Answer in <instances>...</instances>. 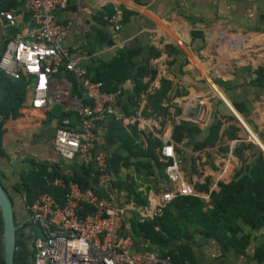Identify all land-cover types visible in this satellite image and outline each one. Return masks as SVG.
<instances>
[{"label":"crops","instance_id":"0c3cea01","mask_svg":"<svg viewBox=\"0 0 264 264\" xmlns=\"http://www.w3.org/2000/svg\"><path fill=\"white\" fill-rule=\"evenodd\" d=\"M107 5L114 11L121 8L132 11L129 19L117 30L106 21ZM234 8V0H66L65 6L57 9L55 14L59 21L67 25L63 44L84 65L93 58L107 59L122 46L141 45L142 49L147 46L144 54L137 55L139 60H144L151 48L159 51L158 55L149 59L156 69L155 77L146 93L138 99L135 114L123 116L121 124L129 130L128 124L136 122L135 142L141 149L147 146L149 134L161 140L162 145L172 144L174 151L175 146L179 148L182 160L180 154L175 153L180 158L182 177L192 186L195 182L209 179V189H217V181L227 182L239 168L246 169L251 157L249 152L245 151L248 157L244 163L232 152L240 142L254 143L253 137L257 147V143L264 147L254 136L256 134L264 143V84L250 82L254 70L263 66L258 60L261 51L256 53L257 49H251L244 36H241L240 43L235 41L238 35L235 36L233 30L238 22L233 18ZM12 11L18 20L17 28L25 31L29 22L26 14L21 12V5L17 11ZM244 25H250L248 20ZM195 30L200 32V36H193ZM169 44L179 48V51L170 50L167 47ZM161 77L169 79L171 84L167 98L160 103L162 108L152 109L146 94L159 87ZM121 85L122 90H131L126 83ZM30 98L31 90L27 89L21 114L6 119L1 127V147L5 155L0 157V182L7 191L14 192L13 197L16 196V203L19 204L14 205L16 223L25 220L26 211L19 202L22 196L19 197L12 186L32 166L29 160L58 163L65 172H68L69 166L65 160L66 164L61 163L63 158L53 146L55 129L60 120L68 118L67 114L62 118H48L41 109L31 107ZM234 103H238L243 111H237ZM258 110L263 115H258ZM180 120L192 121L202 131L175 142L171 138L172 128ZM214 120L221 123L216 135L209 136L207 128ZM108 130L105 118L97 125L95 148L106 150L110 158L115 144L107 143L105 134ZM202 139L213 143L195 148L194 143ZM224 146H228L227 151L220 149ZM154 151L160 162L168 160L159 153L158 147ZM134 161L135 157L129 156L128 164L112 168L118 176L115 185L118 197L126 204L119 229L129 236L131 212L137 213L139 221L151 218L157 213L160 194L175 188L165 169L160 170L154 159H149L150 166H136ZM124 181L135 191H127L122 184ZM136 193L146 202L137 205L134 199ZM199 194L208 199L206 192ZM259 233L255 234L256 240ZM37 234L38 230L31 225L17 227L14 264H33V239ZM137 240L134 239L133 243L135 249H140L141 238ZM255 241L248 245L246 254L221 251L217 240L200 233H194L188 239H169L150 248L161 255V251L178 249L181 244H187L193 256L191 264H257L251 258Z\"/></svg>","mask_w":264,"mask_h":264},{"label":"built area","instance_id":"2783aa9c","mask_svg":"<svg viewBox=\"0 0 264 264\" xmlns=\"http://www.w3.org/2000/svg\"><path fill=\"white\" fill-rule=\"evenodd\" d=\"M65 4L66 0H22L21 12L29 22L25 31L17 28L12 10H0L4 32L0 71L13 78L33 75L28 85L30 105L41 109L43 115L57 104L76 113L77 127L59 124L53 146L67 165L90 167L91 182L82 187L61 173L45 176L46 186L62 191L61 202L54 191L38 193L26 202L25 220L16 227L28 224L38 230L33 239V264H173L169 255H160L155 249H135L132 238L120 233L126 204L118 197V176L108 152L95 148V131L108 116L123 118L118 104L122 85L114 91L103 90L101 82L92 80L86 66L63 44L67 25L55 14ZM106 19L115 30L119 29L121 11H114ZM125 83L132 88L130 80ZM160 152L169 160L165 174L175 188L160 194L155 212L175 195L195 192L182 177L180 158L172 144H163ZM70 170L68 166L66 171Z\"/></svg>","mask_w":264,"mask_h":264},{"label":"trees","instance_id":"16d2710c","mask_svg":"<svg viewBox=\"0 0 264 264\" xmlns=\"http://www.w3.org/2000/svg\"><path fill=\"white\" fill-rule=\"evenodd\" d=\"M20 5H22V0H0V10L11 11L15 9L17 11ZM120 11V22L122 24L129 19L132 11L126 8H121ZM113 12L114 10L110 5L105 7L106 16ZM192 34L194 37L200 36V32L197 30L193 31ZM103 37L106 38L107 34L104 33ZM167 47L173 52L179 51V48L174 45L169 44ZM141 51V45L122 46L116 49L115 53L109 58H93L85 65L90 78L100 81L101 88L105 91L117 90L127 80L133 83L130 91L121 90L118 96L119 110L123 116L135 114L138 99L142 93H146L150 81L156 75V69L149 63V59L158 55L159 51L151 48L145 59L139 60L137 55ZM254 73L256 76L250 82L255 85H263L264 65L258 66ZM32 80L33 75L31 74H20L18 78H13L0 71V157L5 155L1 147L2 124L6 119L21 114L28 85ZM170 84L169 79L161 77L159 78V87L146 94L147 101L151 104L152 109L162 108L160 103L164 98H167ZM73 89L80 96V90L76 88L75 84ZM233 106L237 111H243L238 103H234ZM61 109V105L57 104L52 106L45 114L48 118H59L60 114H67L68 118L60 120L59 123L67 128H76L78 125L76 113ZM107 122L109 130L105 134L106 141L109 144H115L109 158L113 169H118L121 164H128L129 156H134L136 166L149 165V159L152 158L160 166V170H164L169 160L160 162L154 151L158 147L160 153L161 140L149 134L147 146L141 149L140 145L135 142L137 136L136 122L128 124L129 130L121 124V119H115L114 116H108ZM220 123V120H214L207 128V135H216ZM201 131L202 129L196 123L189 120H180L178 123L173 124L171 138L173 141L178 142L184 137L190 138ZM212 143L213 141L209 139H202L196 141L194 147L199 148L204 144ZM220 149L227 151L228 146ZM245 151H248L251 156L247 168H239L227 182L217 181V189H209V179H205L203 182L193 183L196 193L175 195L151 218L139 221L136 218L137 213L131 212L130 236L132 239L139 240L141 238V247L150 248L169 239H188L194 233H200L205 237L217 240L221 251L233 250L240 254H246V248L252 241L257 239L255 234L260 232L259 239L255 241L251 258L257 264H264V152L249 141L240 142L232 150L233 154L242 163L248 157ZM175 152L179 153V148L176 146ZM141 156L143 157L141 158ZM180 156L182 160V155L180 154ZM29 162L32 166L21 175V180L15 185L17 188L22 186L24 189V198L19 201L22 206H25L26 202L31 201L42 191H54L57 199L61 202L60 195L62 191L58 188L52 189L46 186L45 176L50 177L61 173L65 179L75 180L82 187L90 185V167L70 164V172L62 173L58 163L48 164L33 159H30ZM61 163H65L64 159H61ZM122 184L128 189L127 191H135L132 185H129L126 181ZM202 192L208 194V199L199 194ZM134 199L137 205L146 202L139 193H136ZM120 233L123 232L120 231ZM2 243L0 215L1 263H3ZM161 255H169L173 264H191L193 258L187 244H181L178 249L161 251Z\"/></svg>","mask_w":264,"mask_h":264},{"label":"rangeland","instance_id":"374dc122","mask_svg":"<svg viewBox=\"0 0 264 264\" xmlns=\"http://www.w3.org/2000/svg\"><path fill=\"white\" fill-rule=\"evenodd\" d=\"M247 3H249L250 5H248ZM234 4H235V8H234L235 11L233 18L236 20V22H238L237 26H235L233 30V34L235 36L238 35V37L235 38V41L237 43H240L242 38L241 36H244V38L246 37L247 40L250 42L249 47H251V49H257L256 53L261 51L260 56H258L256 53L255 56L257 55L259 57L258 59L259 62L262 63L260 64L264 65V0H234ZM247 13L248 16L246 17ZM245 20H248L250 25L242 26L243 23H245ZM234 45L237 46V44ZM258 60H256V62H258ZM255 76H256L255 73H253V78ZM257 114L263 115V113L259 110ZM254 136L261 144H263L262 142L263 140H261L258 136H256V134H254ZM251 139L253 140L254 143L256 142L253 139V137H251ZM237 167L239 166L237 165ZM185 178L188 179L186 175Z\"/></svg>","mask_w":264,"mask_h":264},{"label":"water","instance_id":"95a60500","mask_svg":"<svg viewBox=\"0 0 264 264\" xmlns=\"http://www.w3.org/2000/svg\"><path fill=\"white\" fill-rule=\"evenodd\" d=\"M147 49L148 47L144 46L141 54H144ZM64 116L65 114H61L60 118ZM257 144L264 152V147H262L259 143ZM13 196L14 192L11 193L7 191V189L0 182V215L2 221L3 264H14L17 227L13 208Z\"/></svg>","mask_w":264,"mask_h":264},{"label":"flooded vegetation","instance_id":"af4514ba","mask_svg":"<svg viewBox=\"0 0 264 264\" xmlns=\"http://www.w3.org/2000/svg\"><path fill=\"white\" fill-rule=\"evenodd\" d=\"M0 21H1V27H0V50H1L2 49V46H3V42H4L3 18H2V16H0ZM15 185L12 186L13 190L19 195V197L22 196V198H24V193H23V190L24 189L22 188V186H20V187L17 188ZM15 197L13 199V203H14V205H17V203H16L17 199ZM24 209H25V207H24ZM24 209H23V211H25ZM22 214H23V212H22Z\"/></svg>","mask_w":264,"mask_h":264}]
</instances>
